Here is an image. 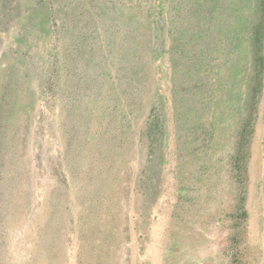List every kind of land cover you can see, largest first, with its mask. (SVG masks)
Wrapping results in <instances>:
<instances>
[{"label":"rangeland","instance_id":"1","mask_svg":"<svg viewBox=\"0 0 264 264\" xmlns=\"http://www.w3.org/2000/svg\"><path fill=\"white\" fill-rule=\"evenodd\" d=\"M199 233L264 264V0H0V264Z\"/></svg>","mask_w":264,"mask_h":264},{"label":"crops","instance_id":"2","mask_svg":"<svg viewBox=\"0 0 264 264\" xmlns=\"http://www.w3.org/2000/svg\"><path fill=\"white\" fill-rule=\"evenodd\" d=\"M200 214V212H199ZM200 225V224H199ZM173 255H169L170 252H165L162 256L157 257L154 262H149L150 264H204L200 258V233L196 235V239L192 238L183 244L182 250L177 254L176 250L171 246ZM177 254V255H176Z\"/></svg>","mask_w":264,"mask_h":264}]
</instances>
